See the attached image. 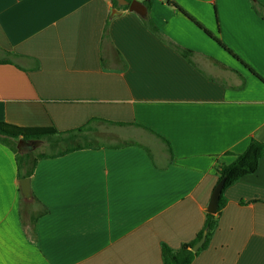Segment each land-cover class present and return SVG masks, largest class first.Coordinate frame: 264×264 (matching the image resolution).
Masks as SVG:
<instances>
[{"label":"crops","instance_id":"0c3cea01","mask_svg":"<svg viewBox=\"0 0 264 264\" xmlns=\"http://www.w3.org/2000/svg\"><path fill=\"white\" fill-rule=\"evenodd\" d=\"M150 16L164 40L111 0H0V121L98 120L77 136L91 149L38 163L42 205L0 143V264H163V244L202 231L217 169L264 127V84L198 25L264 79V21L249 0H154ZM225 196L193 264H264V159Z\"/></svg>","mask_w":264,"mask_h":264},{"label":"trees","instance_id":"16d2710c","mask_svg":"<svg viewBox=\"0 0 264 264\" xmlns=\"http://www.w3.org/2000/svg\"><path fill=\"white\" fill-rule=\"evenodd\" d=\"M111 1L114 8L120 11H129V6H120L115 0ZM127 1L131 2L132 0ZM139 1L147 9V16L145 18H142V21L154 35H156L161 40H164L162 32L156 27L154 22L151 20L150 15L154 0ZM249 1L251 3V7L254 13L261 20L264 21V5L261 4L258 0ZM167 4L170 7L181 11L175 3L167 2ZM191 20L193 21V19ZM198 27L202 29L208 35V37L218 43L228 54H230L234 59H236V61H238L242 66H244L246 70H248L256 79H258L261 83L264 84V79L261 76L254 72L232 51L225 47L216 37H214L210 32L206 31L202 26L198 25ZM170 46L186 60H190L191 56L193 55L192 51L181 48L173 43H171ZM5 63H8V61H0V64ZM95 121L98 120L94 119L91 122ZM91 122L88 123V125L91 124ZM111 124L114 125V123ZM88 125L78 130L62 133L56 131L55 128H26L0 121V143L10 148L15 154L19 180L21 181L26 178L31 179L34 176L36 167L40 161L63 157L83 149H91L92 146L82 143V141H79L77 137L79 134L83 133L88 128ZM118 125L125 126V124ZM20 141H22L23 143L49 141L51 142V145L54 146H58L61 144H65L66 146H64L63 149H55L51 153L34 154L28 151L25 152L19 150L18 144ZM262 159H264V143L257 141L254 137L251 139L246 151L240 155H236L235 160L231 164H222L219 166L216 171L218 177L217 184L223 182L224 186L223 193L219 201L217 213L215 215L209 214L208 212L206 213L204 227L192 242L184 244L178 249H173L168 245L163 244L161 246V257L163 264H193V262L200 255V253H202L209 247L210 242L218 229L219 218L221 216L222 211L227 205V198L225 196L226 190L235 185L242 178L249 175H254L258 171L259 164ZM30 199L36 200L39 204H41L38 199L34 196V194H31ZM48 214V208L42 206V209L31 218L32 225L35 227L38 220ZM204 234H206V242L197 253H194L192 251L193 247L202 239Z\"/></svg>","mask_w":264,"mask_h":264},{"label":"water","instance_id":"95a60500","mask_svg":"<svg viewBox=\"0 0 264 264\" xmlns=\"http://www.w3.org/2000/svg\"><path fill=\"white\" fill-rule=\"evenodd\" d=\"M120 6H129V12L136 13L140 17L145 18L147 16V9L146 7L139 1V0H132L131 2H128L127 0H115ZM115 13V11H114ZM256 140L264 143V127L258 132V134L255 136ZM24 143L22 141L18 144V149H21V146ZM223 182H220L215 187L211 199L207 208V212L209 214L215 215L217 213L219 201L221 198V195L223 193ZM20 189L21 193L24 198L29 199L31 197V179L26 178L21 180L20 182ZM206 242V234L203 235L202 239L193 247L192 251L194 253H197Z\"/></svg>","mask_w":264,"mask_h":264},{"label":"rangeland","instance_id":"374dc122","mask_svg":"<svg viewBox=\"0 0 264 264\" xmlns=\"http://www.w3.org/2000/svg\"><path fill=\"white\" fill-rule=\"evenodd\" d=\"M64 146H66L65 144H61L58 146H54L51 145V142L46 141V142H31V143H24L21 146L22 151H28L31 153H51L52 151H54L55 149L59 150V149H63Z\"/></svg>","mask_w":264,"mask_h":264}]
</instances>
